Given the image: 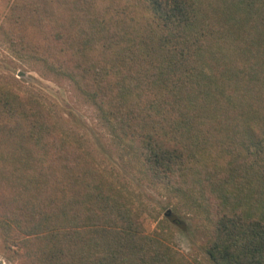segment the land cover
<instances>
[{
    "label": "trees",
    "instance_id": "obj_1",
    "mask_svg": "<svg viewBox=\"0 0 264 264\" xmlns=\"http://www.w3.org/2000/svg\"><path fill=\"white\" fill-rule=\"evenodd\" d=\"M43 2L58 9L45 10L46 24L34 15ZM15 6L10 22L22 21L4 31L10 45L69 76L154 181L172 185L179 172L185 182V157L212 144L220 158L235 152L243 186L214 182L222 206L211 213L205 252L212 264H264V0ZM59 132L36 99L0 87V159L17 179L0 180V227L27 239L4 243L20 249L17 264H174L170 246L143 233L140 214L90 154Z\"/></svg>",
    "mask_w": 264,
    "mask_h": 264
},
{
    "label": "rangeland",
    "instance_id": "obj_2",
    "mask_svg": "<svg viewBox=\"0 0 264 264\" xmlns=\"http://www.w3.org/2000/svg\"><path fill=\"white\" fill-rule=\"evenodd\" d=\"M16 1L0 0V87L25 97H33L44 106L50 120L60 130V137L63 134L87 151L92 162L103 172L106 181L128 200L132 212L140 214L143 233L156 232L162 242L170 246L174 264H212L205 252V246L212 236V222L209 220L212 211L222 206V198L215 190L214 182L218 179L227 180L228 183L222 186L226 188L228 185L231 192L235 191L237 183H242L243 186L244 170L237 162L231 164L235 152L220 158L216 145L212 144L196 157H185L187 161L183 178L186 183L179 172L171 176L172 185L154 181L152 173L135 156L134 150L119 138L102 118L97 106L81 93L69 76L56 74L47 70L40 62L22 57L10 45L4 31L11 32L22 21L17 19L16 22H10L13 19L12 7ZM38 5L34 15L42 18V24H46L45 10L58 9L50 3ZM255 135V140L261 141V134L256 131ZM250 149L257 147L251 146ZM2 157L9 158L15 168L14 154L4 153ZM248 164L246 160L245 167ZM252 164H255L253 168L257 172L260 162L253 158ZM10 167L9 161L0 159V180L12 179L15 183L16 175L10 174ZM253 168V186L256 187ZM217 169L222 171L214 172ZM196 178L201 179L200 183ZM189 184L190 187L187 186ZM6 240L11 243L27 239H22V234L14 229L4 233L0 227V264H17L20 259H16L15 252H20V249L12 247L13 245L5 249ZM30 241L31 238L27 242V248L35 245Z\"/></svg>",
    "mask_w": 264,
    "mask_h": 264
}]
</instances>
